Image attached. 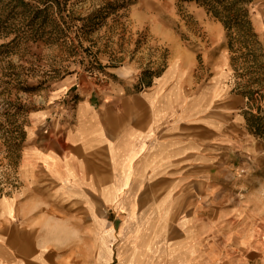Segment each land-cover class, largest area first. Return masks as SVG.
Returning a JSON list of instances; mask_svg holds the SVG:
<instances>
[{"label": "crops", "instance_id": "0c3cea01", "mask_svg": "<svg viewBox=\"0 0 264 264\" xmlns=\"http://www.w3.org/2000/svg\"><path fill=\"white\" fill-rule=\"evenodd\" d=\"M248 8L253 28L264 36V0H250ZM185 13L181 27L171 25L179 23L175 15L165 21L149 13L154 32L172 44L173 65L163 75L138 89L126 83L118 93L109 79L98 107L87 96L60 132L37 127L32 160L22 170L25 192L0 197V264L262 261L259 235L227 230L238 222L211 215L226 206L220 181L207 186L206 180L238 178L247 161L222 162L219 155L207 157L206 149L243 146L224 131L243 132L247 97L233 90L221 21L192 3ZM251 144L264 167V141ZM136 168L150 169V185L129 186ZM111 172L116 181L109 180ZM111 205L118 222L106 228L101 210ZM211 237L231 245L207 251Z\"/></svg>", "mask_w": 264, "mask_h": 264}, {"label": "rangeland", "instance_id": "374dc122", "mask_svg": "<svg viewBox=\"0 0 264 264\" xmlns=\"http://www.w3.org/2000/svg\"><path fill=\"white\" fill-rule=\"evenodd\" d=\"M250 0H0V197L19 195L27 185L23 171L32 160V135L37 127L60 132L64 121L85 97L98 107L106 82L115 92L132 84L146 86L153 76L163 75L172 66V44L166 43L149 24V13L181 27L188 21L187 6L202 7L223 24L228 45L233 90L247 97L242 111L243 132H224L243 144L231 150L207 148V157L219 155L222 162L238 159L247 164L238 168V178L222 175L220 198L225 209L211 213L221 220H236L227 230L259 235L260 256L264 262V167L252 142L264 141V36L253 28L249 18ZM164 15V16H163ZM189 25V24H188ZM192 26L193 24L190 23ZM154 32V33H153ZM200 60V58H198ZM135 80V81H132ZM135 82V83H133ZM131 87L130 85H127ZM91 94V95H90ZM177 116H174L176 120ZM174 120V122H175ZM63 124V125H62ZM36 129V130H35ZM258 149V148H257ZM260 150V149H259ZM32 153V154H31ZM264 154V153H263ZM264 162V160H262ZM253 164H257L255 169ZM207 167L209 164L207 163ZM212 169V168H208ZM129 186L150 185L145 172L134 169ZM222 170H235L228 166ZM111 172L109 180L116 181ZM24 181V183H23ZM156 180H152V185ZM166 181L161 185L165 186ZM119 186V185H118ZM214 186V185H213ZM118 207V205H113ZM106 228L118 222V211L101 210ZM240 227H239V226ZM213 228L207 229L212 234ZM221 243L207 238L206 248L221 251ZM225 257L229 256L225 254Z\"/></svg>", "mask_w": 264, "mask_h": 264}, {"label": "trees", "instance_id": "16d2710c", "mask_svg": "<svg viewBox=\"0 0 264 264\" xmlns=\"http://www.w3.org/2000/svg\"><path fill=\"white\" fill-rule=\"evenodd\" d=\"M17 2L19 3V2H21V0H17Z\"/></svg>", "mask_w": 264, "mask_h": 264}]
</instances>
